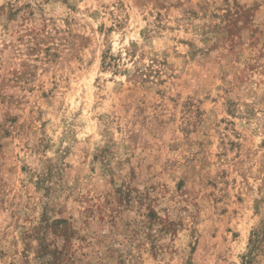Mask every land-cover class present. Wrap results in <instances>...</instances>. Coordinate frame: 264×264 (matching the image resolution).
<instances>
[{
  "label": "rangeland",
  "instance_id": "1",
  "mask_svg": "<svg viewBox=\"0 0 264 264\" xmlns=\"http://www.w3.org/2000/svg\"><path fill=\"white\" fill-rule=\"evenodd\" d=\"M0 264H264V0H0Z\"/></svg>",
  "mask_w": 264,
  "mask_h": 264
}]
</instances>
